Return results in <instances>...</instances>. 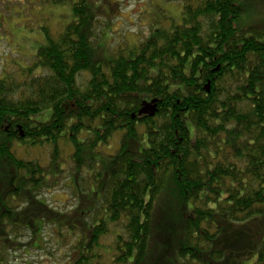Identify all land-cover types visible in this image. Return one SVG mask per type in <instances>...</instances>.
<instances>
[{
    "label": "trees",
    "instance_id": "1",
    "mask_svg": "<svg viewBox=\"0 0 264 264\" xmlns=\"http://www.w3.org/2000/svg\"><path fill=\"white\" fill-rule=\"evenodd\" d=\"M70 2L0 76V264H264V3L178 0L124 55ZM65 179L67 211L45 197Z\"/></svg>",
    "mask_w": 264,
    "mask_h": 264
},
{
    "label": "rangeland",
    "instance_id": "2",
    "mask_svg": "<svg viewBox=\"0 0 264 264\" xmlns=\"http://www.w3.org/2000/svg\"><path fill=\"white\" fill-rule=\"evenodd\" d=\"M257 1L264 3V0ZM98 5L101 7L99 22L105 25L106 34L101 44L102 50L109 47L108 53L124 55L136 51L139 41L148 37L160 23L168 28L171 20L178 22L182 9L178 0H95L93 8ZM73 18L70 0H0V76L5 70L12 71L16 65L21 66L35 56L37 50L46 44L44 29L57 37ZM252 19L258 25L264 16L257 19V16L250 15L249 20ZM49 117L48 112L45 119ZM37 154L36 150L33 151V156ZM65 182L66 179L62 180L45 197L54 208L58 206L67 211L76 205V201L64 186ZM52 252L60 260L65 259L56 246ZM28 260L37 264H51L54 259L50 260L39 252Z\"/></svg>",
    "mask_w": 264,
    "mask_h": 264
},
{
    "label": "water",
    "instance_id": "3",
    "mask_svg": "<svg viewBox=\"0 0 264 264\" xmlns=\"http://www.w3.org/2000/svg\"><path fill=\"white\" fill-rule=\"evenodd\" d=\"M157 100H153L151 103L144 102L143 108L140 111V115L154 116L157 111Z\"/></svg>",
    "mask_w": 264,
    "mask_h": 264
}]
</instances>
